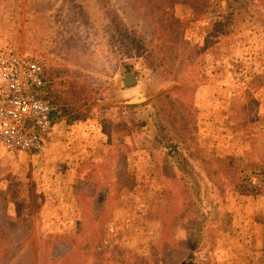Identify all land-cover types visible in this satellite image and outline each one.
I'll return each mask as SVG.
<instances>
[{
    "label": "rangeland",
    "instance_id": "obj_1",
    "mask_svg": "<svg viewBox=\"0 0 264 264\" xmlns=\"http://www.w3.org/2000/svg\"><path fill=\"white\" fill-rule=\"evenodd\" d=\"M192 6L0 0V54L40 66L51 107L60 108L41 152L0 148V242H7L1 256L10 252L13 264H116V253L125 251L144 263L178 262L188 223L172 231L168 225L184 197L174 168L129 109L152 104L169 135L193 144L189 156L225 160L227 166H214L241 172L244 189L225 180L233 225L213 232L199 264H264V0ZM128 71L154 96L150 102L120 104ZM80 139L87 147L73 151L97 158L83 180L68 163L70 140ZM23 197L44 205L37 211ZM34 244L48 251L40 261L27 252Z\"/></svg>",
    "mask_w": 264,
    "mask_h": 264
},
{
    "label": "trees",
    "instance_id": "obj_2",
    "mask_svg": "<svg viewBox=\"0 0 264 264\" xmlns=\"http://www.w3.org/2000/svg\"><path fill=\"white\" fill-rule=\"evenodd\" d=\"M189 1L193 4L192 10L198 11V6L195 5L199 3V0ZM49 86L44 80V85L39 90V97L51 105L52 91ZM52 109V119H55L58 117L60 108L55 110L52 105ZM129 109H132V113L136 116L137 126L153 146L159 150L158 152L163 155V160L174 168L178 187L184 197L182 210L176 212L175 220L168 225V229L172 231L179 229V222L186 220V223H188L186 228L188 234L184 243L185 251L176 264H199L201 261L200 254L209 242L213 232L216 229L228 231L233 225L232 215L225 211V180L228 177L233 178L239 181V189H244L245 186L241 184V175H239L241 172H238V168V170L232 172V170L225 171L214 166V164L221 163L227 166L225 160L211 162L205 158L189 156L188 150L193 144L189 147L185 146L188 143L186 140L169 135L170 130L165 118L152 108V104ZM229 165L235 168L234 164ZM260 169L263 170V168ZM166 206L169 213L171 205L167 204ZM6 244L5 240L0 242L1 253L7 252L3 247ZM27 252L33 254L30 260L36 261L38 259L40 261V257H44L48 251L46 249L37 251V246L34 244V248L31 245ZM116 256V264H150L139 261L138 258L127 254L125 251H118ZM15 257L10 252L7 256H1L0 254V264H13ZM95 257L102 259V261L105 260V258Z\"/></svg>",
    "mask_w": 264,
    "mask_h": 264
},
{
    "label": "built area",
    "instance_id": "obj_3",
    "mask_svg": "<svg viewBox=\"0 0 264 264\" xmlns=\"http://www.w3.org/2000/svg\"><path fill=\"white\" fill-rule=\"evenodd\" d=\"M42 76L37 64L0 54V146L6 151L39 153L56 131L51 105L38 96Z\"/></svg>",
    "mask_w": 264,
    "mask_h": 264
},
{
    "label": "crops",
    "instance_id": "obj_4",
    "mask_svg": "<svg viewBox=\"0 0 264 264\" xmlns=\"http://www.w3.org/2000/svg\"><path fill=\"white\" fill-rule=\"evenodd\" d=\"M89 136H92V134H90ZM89 140H90V137H87ZM86 138V139H87ZM49 139H47L46 141H45V145H46V142L48 141ZM89 140H84V139H80V140H75V141H72L71 142V140H70V144H69V146H71V147H69V149H70V151H71V154L73 155V158H71L72 156H68L67 158H65V162L69 159V158H71V161L70 162H68V163H70L69 165L70 166H72L73 165V163L74 164H76L75 165V167H74V172L77 174V176L78 177H80L79 178V180L81 179V180H83L84 178H85V176L86 175H84V173H85V170H86V172L88 173V169H86L85 168V166H88V167H90V165L89 164H92V162H94L95 163V159H97L95 156H94V152H92V153H90V154H86V151L84 152L82 149L80 150V151H73L74 150V148L75 147H79L80 145H81V147H87V145L88 144H85L84 142H89ZM67 141V140H66ZM76 143H77V145H76ZM45 145H44V147H45ZM0 148H2L1 146H0ZM5 150V149H4ZM6 151V150H5ZM6 152H9V151H6ZM11 153V152H10ZM31 154V153H30ZM76 155H78V156H76ZM68 163H66L65 165H64V167L63 168H61V171L62 170H66V168H67V164ZM56 186L58 185V184H55ZM59 186H61V187H63L64 188V183H60L59 184ZM40 188V187H39ZM68 188H70V187H68ZM59 190H60V188H58ZM39 193V192H38ZM40 196H42L41 194H39ZM22 200H24V201H26V202H28V203H30L29 201H28V199L26 198V197H23L22 198ZM44 200V199H43ZM26 202H20V203H26ZM27 203V204H28ZM47 203V202H46ZM31 205H34L35 207H36V210L38 211V207H40V208H42L43 207V205H44V202H37V203H34V202H31L30 203ZM24 205V204H23ZM26 207H27V209H29V210H34L35 209V207H34V209L31 207V206H29V205H25ZM74 207H75V209H77V210H79V211H81L82 210V203L81 202H78V203H75L74 204ZM17 209V207L15 206V208H14V210H16ZM15 228V227H14ZM2 258V257H1ZM19 258H20V255H19Z\"/></svg>",
    "mask_w": 264,
    "mask_h": 264
},
{
    "label": "water",
    "instance_id": "obj_5",
    "mask_svg": "<svg viewBox=\"0 0 264 264\" xmlns=\"http://www.w3.org/2000/svg\"><path fill=\"white\" fill-rule=\"evenodd\" d=\"M125 87L128 89L123 96L125 100L120 103L123 106H140L150 102L154 96H149L138 89V79L135 73L128 71L125 75Z\"/></svg>",
    "mask_w": 264,
    "mask_h": 264
}]
</instances>
